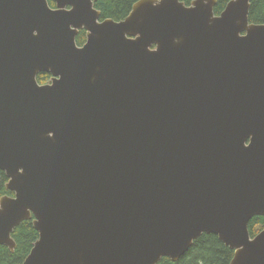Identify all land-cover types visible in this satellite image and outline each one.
I'll return each mask as SVG.
<instances>
[{"label": "water", "instance_id": "95a60500", "mask_svg": "<svg viewBox=\"0 0 264 264\" xmlns=\"http://www.w3.org/2000/svg\"><path fill=\"white\" fill-rule=\"evenodd\" d=\"M0 0V245L22 264L178 261L204 233L264 264V23L253 0ZM87 40L77 43L80 30ZM40 72L52 74L40 83Z\"/></svg>", "mask_w": 264, "mask_h": 264}, {"label": "trees", "instance_id": "16d2710c", "mask_svg": "<svg viewBox=\"0 0 264 264\" xmlns=\"http://www.w3.org/2000/svg\"><path fill=\"white\" fill-rule=\"evenodd\" d=\"M138 0H98L95 3L101 11V18H112L117 21L123 20L132 10ZM191 4L193 0H183ZM230 0H217L215 13L220 14ZM52 7H56L54 0H49ZM251 23H264V0H253L249 14ZM87 39L86 31L83 29L77 36V43L82 45ZM38 81L45 83L51 78V73L40 72ZM9 177L7 173L0 170V198L5 195H14L7 188ZM251 236H256L264 229V215L252 218L249 224ZM16 241V248L12 251L7 245H0V264H22L32 250L34 243L39 238V232L34 227L33 217L26 219L17 226L12 233ZM234 256V250L220 240L218 235L204 233L196 239L190 249L178 260L163 257L157 264H228Z\"/></svg>", "mask_w": 264, "mask_h": 264}, {"label": "flooded vegetation", "instance_id": "af4514ba", "mask_svg": "<svg viewBox=\"0 0 264 264\" xmlns=\"http://www.w3.org/2000/svg\"><path fill=\"white\" fill-rule=\"evenodd\" d=\"M83 30V29H82ZM81 31V30H80ZM86 31V30H85ZM86 35H87V33H86ZM87 40V39H86ZM86 42V41H85ZM83 45V44H82ZM51 79H52V74H51V78L49 79V81H47V82H51ZM47 82H45V83H47Z\"/></svg>", "mask_w": 264, "mask_h": 264}]
</instances>
